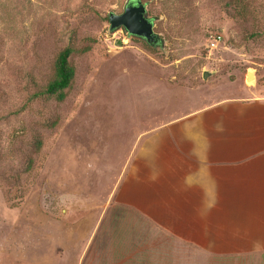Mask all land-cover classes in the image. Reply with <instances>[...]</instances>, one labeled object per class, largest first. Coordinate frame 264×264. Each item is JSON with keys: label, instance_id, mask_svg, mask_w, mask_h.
Masks as SVG:
<instances>
[{"label": "rangeland", "instance_id": "obj_1", "mask_svg": "<svg viewBox=\"0 0 264 264\" xmlns=\"http://www.w3.org/2000/svg\"><path fill=\"white\" fill-rule=\"evenodd\" d=\"M140 1L162 45L111 30L129 0H0V264H203L122 201L125 171L177 116L262 93L264 0Z\"/></svg>", "mask_w": 264, "mask_h": 264}, {"label": "crops", "instance_id": "obj_2", "mask_svg": "<svg viewBox=\"0 0 264 264\" xmlns=\"http://www.w3.org/2000/svg\"><path fill=\"white\" fill-rule=\"evenodd\" d=\"M195 108L147 138L122 201L203 264H264V89Z\"/></svg>", "mask_w": 264, "mask_h": 264}, {"label": "water", "instance_id": "obj_3", "mask_svg": "<svg viewBox=\"0 0 264 264\" xmlns=\"http://www.w3.org/2000/svg\"><path fill=\"white\" fill-rule=\"evenodd\" d=\"M154 20L148 17L146 5L140 0H129L121 14H109L111 30L123 27L130 35L145 40L149 45L158 46L163 44V39L154 31ZM208 76L206 72L204 78ZM255 78V74L248 71L247 80Z\"/></svg>", "mask_w": 264, "mask_h": 264}, {"label": "trees", "instance_id": "obj_4", "mask_svg": "<svg viewBox=\"0 0 264 264\" xmlns=\"http://www.w3.org/2000/svg\"><path fill=\"white\" fill-rule=\"evenodd\" d=\"M73 53V48L69 47L60 52L55 64V77L47 86L46 92L49 95L57 96L59 100H63L66 97V91L71 87L75 79L76 70L70 61ZM41 147L40 143L38 150Z\"/></svg>", "mask_w": 264, "mask_h": 264}, {"label": "built area", "instance_id": "obj_5", "mask_svg": "<svg viewBox=\"0 0 264 264\" xmlns=\"http://www.w3.org/2000/svg\"><path fill=\"white\" fill-rule=\"evenodd\" d=\"M219 39H220V37H217L216 39H214V42L212 43V46H215L216 43H218Z\"/></svg>", "mask_w": 264, "mask_h": 264}, {"label": "bare ground", "instance_id": "obj_6", "mask_svg": "<svg viewBox=\"0 0 264 264\" xmlns=\"http://www.w3.org/2000/svg\"><path fill=\"white\" fill-rule=\"evenodd\" d=\"M252 73H254V71H252ZM256 79V78H255ZM255 79H250L252 82H251V85L254 84L255 82ZM253 87V86H252Z\"/></svg>", "mask_w": 264, "mask_h": 264}]
</instances>
